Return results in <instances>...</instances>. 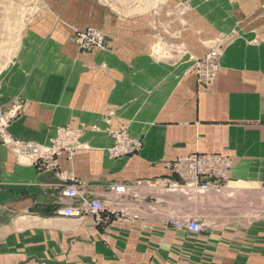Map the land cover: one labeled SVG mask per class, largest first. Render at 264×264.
<instances>
[{
  "label": "crops",
  "instance_id": "obj_1",
  "mask_svg": "<svg viewBox=\"0 0 264 264\" xmlns=\"http://www.w3.org/2000/svg\"><path fill=\"white\" fill-rule=\"evenodd\" d=\"M251 1L202 36L179 0H44L0 76V108L20 141L49 144L68 125L81 136L54 170L0 137V264H264V6ZM87 27L106 47L81 50L74 35ZM217 42L219 74L204 88L194 58ZM115 129L142 147L114 156ZM194 153L228 159L222 192L156 194L176 177L168 164ZM116 185L137 202L119 206ZM86 197L108 209L91 213ZM71 206L81 215L59 213ZM179 216L204 231L169 222Z\"/></svg>",
  "mask_w": 264,
  "mask_h": 264
},
{
  "label": "built area",
  "instance_id": "obj_2",
  "mask_svg": "<svg viewBox=\"0 0 264 264\" xmlns=\"http://www.w3.org/2000/svg\"><path fill=\"white\" fill-rule=\"evenodd\" d=\"M75 40L85 50H93L107 45L104 33L100 29L93 27L78 31L75 35ZM217 60L218 53L213 51L207 55L205 61L197 63V72H199L201 84L206 85L212 79L217 70ZM15 116L0 108V137L4 144H10L13 147L20 161L28 160L36 166H46L54 170V168L57 169L59 167L58 160L60 156L64 154L73 155L76 143L81 136L80 130L70 125L61 127L49 144L20 141L15 139L9 132L10 123ZM111 136H113L115 141L114 147L111 149L114 156L131 155L143 145L142 138L133 136L124 129H115L111 132ZM168 166L171 173L176 177H163L157 180L154 187L167 184L173 190L183 188L188 192L206 193L209 190L223 188L224 180H226L227 176L225 172L229 164L228 159L219 154L194 153L188 157L178 158L176 161L169 163ZM112 191L120 198L117 203L119 205L137 202L136 193H131L125 185H116L112 187ZM64 195L69 198L77 197L78 192L74 186H71L70 189L64 191ZM82 203L88 211L97 216H100L104 210L108 209L103 200L98 198H82ZM109 210L111 213L118 211L115 208H109ZM59 213L69 217L81 215V211L72 206L64 208ZM171 223L177 228H185L193 233L202 232L205 229L197 218L193 220L173 219Z\"/></svg>",
  "mask_w": 264,
  "mask_h": 264
},
{
  "label": "rangeland",
  "instance_id": "obj_3",
  "mask_svg": "<svg viewBox=\"0 0 264 264\" xmlns=\"http://www.w3.org/2000/svg\"><path fill=\"white\" fill-rule=\"evenodd\" d=\"M166 1H170V0H164V2ZM263 2L261 0L259 1L261 6H264ZM251 3H252L251 0H179V11L181 16H186L190 11L195 13V18H194L195 21L193 22L192 20L190 22L191 24L195 23L197 32L203 36L205 33L214 34V32L219 31V29L222 26L235 25L236 23L235 14L238 8L248 9ZM243 4H245L246 7ZM43 5H44V0H0V76L4 75L8 67L13 63L14 57L17 51L19 50L18 49L19 41L21 39L22 34H24L25 32L24 29L27 28V26L30 23L34 22L35 20H37V18L41 16L40 13L43 12ZM227 14L228 16L233 15L235 17L232 16L228 17ZM238 19L241 21L243 18L240 17ZM187 23L188 22L185 20L180 21V26L182 30L188 27ZM100 30L104 33L106 38L105 31L103 29ZM77 32L78 31L75 32V35ZM75 35H74V41L76 42ZM219 45L220 42H217L215 44V48L210 50L204 56L194 58L196 70H197V63L203 60L205 61V58H207V55L210 52L215 51L218 53L217 70L215 71V74L212 77V79L209 80L206 83V85L200 83L199 72H198V82L204 88L212 84L219 74L218 71L220 68V57H221L219 54V50L217 48ZM100 48H104V47H100ZM82 49L83 48H81V50ZM88 51H92V50H88ZM1 81L2 80L0 78V84ZM226 180H224L223 188L215 191L222 192V190L226 185ZM154 188L156 194H159V196H164V193H166V191L187 192V190L183 188L178 190H173L167 184H164L163 186L158 185V187H154ZM209 191H214V190H209ZM179 218L184 220H193L194 218L197 217L194 218H187L183 216L172 217L169 219V222H171L173 219H179Z\"/></svg>",
  "mask_w": 264,
  "mask_h": 264
}]
</instances>
